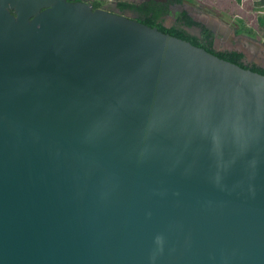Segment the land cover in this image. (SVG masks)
I'll list each match as a JSON object with an SVG mask.
<instances>
[{
  "label": "water",
  "instance_id": "95a60500",
  "mask_svg": "<svg viewBox=\"0 0 264 264\" xmlns=\"http://www.w3.org/2000/svg\"><path fill=\"white\" fill-rule=\"evenodd\" d=\"M0 264H264V74L89 2L0 0Z\"/></svg>",
  "mask_w": 264,
  "mask_h": 264
},
{
  "label": "flooded vegetation",
  "instance_id": "af4514ba",
  "mask_svg": "<svg viewBox=\"0 0 264 264\" xmlns=\"http://www.w3.org/2000/svg\"><path fill=\"white\" fill-rule=\"evenodd\" d=\"M74 1L89 2L93 6L95 4V0ZM121 1L122 3L120 5V0H115L110 8L99 3L96 4H98V7L108 11L121 13L136 19H144L146 16L152 17L155 23H161L166 28L174 27L176 31L183 32L190 40L214 53H225L231 51L240 52L239 49L236 48L239 43V39H231L227 30H222L211 21H206L204 17L200 15V12H195L184 7L179 9L178 16L168 18V9L170 8L174 11L173 7L175 2H172V0ZM218 31L221 32V37L217 36L219 33ZM242 59L243 56H241L238 60L249 69L253 67V65L257 68L261 67L255 62L245 63Z\"/></svg>",
  "mask_w": 264,
  "mask_h": 264
},
{
  "label": "trees",
  "instance_id": "16d2710c",
  "mask_svg": "<svg viewBox=\"0 0 264 264\" xmlns=\"http://www.w3.org/2000/svg\"><path fill=\"white\" fill-rule=\"evenodd\" d=\"M188 1H199V0H188ZM211 1V0H210ZM212 2V1H211ZM122 1L120 0V5ZM215 4L220 10H223L224 17L228 19V16L226 13L231 14L232 16L236 17V23H239L238 31L246 34H251L252 36L256 37L257 39H264V14L259 15L258 13H252L250 14V11H253L254 9H263L264 8V0H216ZM93 7H98V4H94ZM221 12V11H219ZM138 21L148 25V26H155L160 31L164 33H169L173 36H176L178 38H182L185 40H189L192 44L201 46L197 44L196 42L190 40L188 37L184 35L183 32H178L174 27L172 28H166L161 23H155L154 19L152 17L146 16L144 19H137ZM242 20L247 22L251 27L246 26ZM202 47V46H201ZM207 51L212 52L211 50ZM214 53V52H212ZM217 56L226 59L228 61L234 62L244 68H247L245 65H243L242 62H240L238 59L242 56V53L231 51V52H225V53H214ZM253 71L259 72L261 74H264V68H257L255 65L250 68Z\"/></svg>",
  "mask_w": 264,
  "mask_h": 264
},
{
  "label": "rangeland",
  "instance_id": "374dc122",
  "mask_svg": "<svg viewBox=\"0 0 264 264\" xmlns=\"http://www.w3.org/2000/svg\"><path fill=\"white\" fill-rule=\"evenodd\" d=\"M115 0H99V1H94L95 3H99L103 6L106 7H111L112 3ZM127 1H137V0H127ZM212 1V2H211ZM199 0V1H188V0H172V2H175V5L173 7L174 11H172V9H168V18H173L174 16H178V12L180 8H189L192 11L195 12H200L201 16L204 17V19L206 21H211L213 24H215L218 28L220 29H224L227 30L229 33V37L231 39H237L236 37H238L239 35L243 36L244 38L247 39H251L254 41H257L260 43V45L262 46V49H264V39H257L256 37L252 36L251 34H246V33H242L239 32L238 27H239V23H236V17L232 16L229 13H226V15L228 16V19H226L224 17V15L222 13L223 10H220L215 4L216 0ZM221 11V12H219ZM173 12V13H172ZM258 13L259 15H263L264 14V8L263 9H254L253 11H250L251 13ZM252 13V15H253ZM242 22L248 26L251 27L247 22H245L244 20H242ZM219 32V31H218ZM218 37H221V32H219L217 34ZM240 43H238V45L236 46V48L239 49V51L242 53L243 56V61L245 63H250V62H255L257 64H259L261 66V68H264V63H259L258 58H264V51L261 50L260 52L256 53L255 55H251L249 54L248 51H244L242 50V46H241V41H239Z\"/></svg>",
  "mask_w": 264,
  "mask_h": 264
}]
</instances>
